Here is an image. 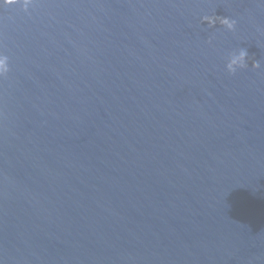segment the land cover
I'll list each match as a JSON object with an SVG mask.
<instances>
[{"label": "water", "instance_id": "1", "mask_svg": "<svg viewBox=\"0 0 264 264\" xmlns=\"http://www.w3.org/2000/svg\"><path fill=\"white\" fill-rule=\"evenodd\" d=\"M0 52V264H264V0H35Z\"/></svg>", "mask_w": 264, "mask_h": 264}, {"label": "clouds", "instance_id": "2", "mask_svg": "<svg viewBox=\"0 0 264 264\" xmlns=\"http://www.w3.org/2000/svg\"><path fill=\"white\" fill-rule=\"evenodd\" d=\"M35 0H0V8H9L13 5H20L21 11L27 12L29 7L33 5ZM201 24H206L209 28L219 24L223 29L232 32L235 29L236 21L229 17L203 16ZM210 42V41H209ZM248 56L245 48H239L227 52L225 56L224 69L229 74H235L238 70L248 68L246 57ZM260 68V62L256 61L252 64V70ZM9 71V58L0 52V79L6 76Z\"/></svg>", "mask_w": 264, "mask_h": 264}]
</instances>
